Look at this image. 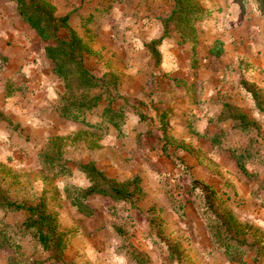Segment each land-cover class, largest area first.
<instances>
[{"label":"rangeland","instance_id":"rangeland-1","mask_svg":"<svg viewBox=\"0 0 264 264\" xmlns=\"http://www.w3.org/2000/svg\"><path fill=\"white\" fill-rule=\"evenodd\" d=\"M47 1L57 18L68 16L58 37L83 42V66L97 80L84 95L98 104L79 120L60 115L64 86L46 44L14 1L0 0V188L18 204H43L64 241L55 259L24 228V211L0 210V264H264L263 244L231 261L209 230V218L230 211L264 235L256 0H184L195 13L187 22L176 0ZM106 107L123 113L117 127L103 120ZM237 113L253 125L241 129ZM90 165L134 181L132 201L93 194L90 213L79 212L71 195L89 187Z\"/></svg>","mask_w":264,"mask_h":264},{"label":"trees","instance_id":"trees-1","mask_svg":"<svg viewBox=\"0 0 264 264\" xmlns=\"http://www.w3.org/2000/svg\"><path fill=\"white\" fill-rule=\"evenodd\" d=\"M16 4L17 13L22 20L35 31L37 36L46 45L44 46L45 56L52 64L53 74L63 82L64 97L59 107V113L67 119H78L86 111L92 110L97 106V98H85L84 91L95 86L97 81L83 66L82 53L84 50L83 42L75 33H71L67 39L58 37L61 28L66 27L68 16L57 18L55 16V6L47 0H12ZM177 4L192 3L191 0H176ZM261 16L264 18V0H256ZM184 6V5H183ZM183 7L186 12L184 22L193 19L194 11H190L189 6ZM185 8V9H184ZM189 27L192 24L188 25ZM78 94L83 97L78 98ZM124 115L121 111H115L110 107L103 110V120L114 127L119 125ZM235 121L240 124L241 129L246 130L252 122L247 121L245 116L237 113ZM235 160L240 169L244 163L241 155H235ZM54 160L47 156L46 160ZM51 161V162H52ZM90 185L84 190L74 189L71 195V204L81 213L88 215L90 208L84 203L93 194L110 197L114 201L131 202L137 194V186L132 184L117 183L103 177L93 166L83 168ZM133 185V189L130 188ZM0 210L10 212L24 211L27 218L24 222L26 230H33L39 245L45 250H51L55 259H59L63 251V237L58 232L56 217L48 213L43 204L35 206L22 205L10 201L0 188ZM212 214H215L214 212ZM212 238L217 247L227 255L231 261L242 259L247 252L258 250L260 244L264 248V235L250 225L241 224L231 214L230 211L222 214H215L209 218ZM235 256L237 257L235 259ZM138 259V257H137Z\"/></svg>","mask_w":264,"mask_h":264},{"label":"crops","instance_id":"crops-1","mask_svg":"<svg viewBox=\"0 0 264 264\" xmlns=\"http://www.w3.org/2000/svg\"><path fill=\"white\" fill-rule=\"evenodd\" d=\"M35 59L34 55H33V58H32V61ZM41 62V61H40ZM22 64H20L19 66H21ZM38 67V66H37ZM40 68V67H39ZM17 71H20V69H17ZM24 71V74H26V76H36L37 74H40L42 75L40 72H41V69H38L36 70V68L34 67H25V68H22L21 69V72ZM53 78V75L50 74L49 77H42L41 76V82L43 84V87H46L48 85V82H50V80Z\"/></svg>","mask_w":264,"mask_h":264}]
</instances>
